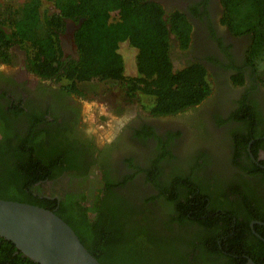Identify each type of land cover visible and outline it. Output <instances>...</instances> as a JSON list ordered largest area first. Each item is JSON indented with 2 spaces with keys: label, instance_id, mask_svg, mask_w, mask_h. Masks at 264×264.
Wrapping results in <instances>:
<instances>
[{
  "label": "trees",
  "instance_id": "obj_1",
  "mask_svg": "<svg viewBox=\"0 0 264 264\" xmlns=\"http://www.w3.org/2000/svg\"><path fill=\"white\" fill-rule=\"evenodd\" d=\"M53 1L58 12L42 10V0L0 5L1 61L11 63L13 55L10 48L18 44L32 50L28 55L30 72L49 79L63 68L59 33L64 30L65 20L85 19L76 34L80 59L71 62L60 74L70 81L64 87L67 91H77L78 83L93 78H110L130 100H139L141 95H147L152 100L149 112L153 116L175 115L199 105L211 94L202 66L173 71L170 54L172 36L181 42L183 48H188L191 40V24L186 15L177 12L166 19L160 5L150 0ZM221 2L224 25L235 35L252 38L247 58L251 66L259 67L257 61L264 63V0ZM115 4L126 14V25L122 24L126 33L119 30L118 35L113 28L106 32L108 27H105V34L103 31L100 35L98 29L99 33L95 31L94 38L105 41L102 50L106 59L115 61L118 38L121 34L128 37L139 50L138 76L134 78L123 75L121 65L106 63V69L98 67L95 48L89 38L90 7L95 6L92 10L95 17L96 14H103L104 6ZM139 30L150 36L149 44L139 45L136 42ZM233 118L246 122L248 129L256 132L258 126L251 122L260 116L249 111H237ZM3 124L0 127L3 133V139H0V200L54 211L74 229L84 246L102 264H247L249 259L256 264H264V240L255 235L251 226L254 221L264 223V199L256 198L257 193L253 197V191L246 194L244 189L248 184L241 185L236 178L238 176H234L223 191H216L215 185L207 183L193 184V187H203L207 192L198 198L192 192L195 190L190 189L192 184H185L181 175H174L172 187L170 181H166L168 188L164 184L163 189L156 183L159 180L155 176L160 174L159 163L167 155L172 156L167 152L152 160L150 167H141L129 160L134 173L121 184L109 182L102 186L105 196L98 197L99 201L92 209L85 208L81 204L82 198L73 195L58 204L57 199L36 194L37 191L42 192L37 184L73 171L74 157L68 156L65 148H61L60 142L50 137V133L34 131L36 123L33 120L27 136L13 130L7 117H4ZM251 135L238 134L235 142L244 146L239 139H248ZM232 163L241 166L236 156ZM195 168L201 170L203 167L200 164ZM259 169L254 164L248 172L258 176ZM152 173L154 178L150 177ZM139 175L158 185L159 196L151 199L139 197L135 203L140 204H130L126 200L129 198L119 196L117 191L119 186L124 189L127 182ZM163 190H173L170 200H160L164 197ZM89 211L97 213V217L90 219L87 215ZM254 230L264 238V225L256 223ZM0 264L38 263L25 257L12 242L0 237Z\"/></svg>",
  "mask_w": 264,
  "mask_h": 264
},
{
  "label": "flooded vegetation",
  "instance_id": "obj_2",
  "mask_svg": "<svg viewBox=\"0 0 264 264\" xmlns=\"http://www.w3.org/2000/svg\"><path fill=\"white\" fill-rule=\"evenodd\" d=\"M150 1L160 5L166 19L177 12L188 18L191 24L188 48H183L181 42L172 36L170 54L173 71L202 66L212 83L211 94L199 105L178 114L185 117L186 122H168V118L171 119L173 115L153 116L151 112L146 115L138 114L137 118L118 123L114 139L97 147L88 130L90 125L80 99L83 96L80 88L83 82L77 84V91L70 92L64 88L67 85L63 83V79H69L60 75L71 62L80 59L76 34L83 19L65 20L64 30L59 33L63 68L49 79L30 72L28 55L31 50L27 51L18 44L13 45L10 52L18 69L15 72H0V127L4 123V117H7L13 130L18 131L21 136H27L33 120L36 123L34 131L50 133V137L58 140L61 148H65V153L74 157L73 171L64 172L42 184L38 183L42 192L37 191L36 194L51 200L57 199L58 204L73 195L82 198L81 204L85 208L92 209L99 201L98 197L105 196L104 185L109 182L121 184L128 175L134 173L135 169L130 167L129 160L138 166L149 167L152 160L160 158L162 153L166 155L169 150L175 156H170L174 159V164L179 161L177 166L180 169H184L188 161L199 155L204 159L207 157V165L211 161L208 167L201 161V170L196 169L195 165L192 175L196 176L194 182L199 179L201 184L216 187L219 184L223 191L233 177L238 176L236 178L241 185L248 184L247 188L243 187L246 194L253 191V197L257 193L256 198L264 199V84L256 76L254 67L247 58L252 38L248 35H235L224 25L221 0ZM126 100L130 101V98L126 97ZM237 111H249L260 116L259 121L251 122L258 126L256 132L250 128L249 130L246 122L233 118ZM249 133L252 135L248 139H239L244 146L235 142L238 134L246 136ZM0 139H3L2 132ZM181 146L182 151L179 149ZM134 151L140 153L134 154ZM184 152L189 154L182 159ZM116 155H121L117 163ZM215 155L228 158L231 163L236 156L241 166L226 161L227 172L219 173L214 167ZM145 160L146 165L143 164ZM254 164L261 170H258V176L248 172ZM95 166L100 167L97 170L100 175L97 181H93L94 175L90 171ZM174 168L175 166H171L168 172ZM211 173L214 178H211ZM134 182L135 180L127 182L124 189L119 186L118 195L127 194L126 189L131 188L130 185ZM139 192L144 193L140 188L135 193L136 197H139ZM87 215L90 219H95L98 214L89 211Z\"/></svg>",
  "mask_w": 264,
  "mask_h": 264
},
{
  "label": "rangeland",
  "instance_id": "obj_3",
  "mask_svg": "<svg viewBox=\"0 0 264 264\" xmlns=\"http://www.w3.org/2000/svg\"><path fill=\"white\" fill-rule=\"evenodd\" d=\"M24 1L25 0H0V5L7 4V3L17 5ZM42 2H43L42 10L47 9V10H51V12H58V10L54 6L55 3L53 0H42ZM105 7L107 8L105 9ZM93 8H95L94 5L90 7L89 14H91V19H90V23L87 28H89V31L91 33L89 35V38L92 39V44L94 45V48H95L96 57H97L96 62H97L98 67L106 69L108 67L105 65L106 63H108L111 66L117 65L118 67H120L119 65H121V67H123V70H124L123 75L129 78L137 77L138 70H139L138 69L139 50L137 46L132 45L128 37L126 38L123 34H121L119 38L117 36L119 40L116 43L115 61H113V59H111L112 61H107L106 54L102 50V47H103L102 44L105 43V41L100 42L101 39H98L97 37L94 38L95 31L98 34L100 30V35H102L101 33H103L104 31V34H105V29H104L105 27H108V30H106V32L109 31L111 28H113L114 32H116V34L118 33V35L120 34L119 30H122L123 33H126L122 25L125 23L124 21L127 22V19H124V16L126 14L123 13V10L120 7H117L115 4L114 6H109V5L104 6L103 14H100V15L96 14V16L94 17L92 15ZM128 20L130 23L132 22L129 18ZM84 22H85V19L83 20V23ZM148 25H150V23H148ZM139 32L140 34L137 37L136 42L139 45L143 43L149 44L151 42L150 36L145 35V31L139 30ZM86 34H87V30L85 32V36ZM30 52H32V50ZM13 60L10 63L11 65L5 64L3 61L0 60V72H6V73L15 72L18 68L16 66V60L14 61ZM256 64L257 65L260 64L259 67L254 68L256 76L258 77L260 82L263 83L264 63L261 61H257ZM205 80L212 87L211 85L212 83L210 82L209 76L205 75ZM63 83L68 84L69 81H66L65 79H63ZM80 88L82 89V92H83V96L80 97V99L83 101L85 117L90 125L88 127V130L90 134L92 135L91 137L92 141L96 143L97 147H102L104 144H106V142L108 141L111 142L114 139V137L116 136L115 134L118 131V125H117L118 123L122 122L123 120L129 121L131 118H137L138 114L140 115L148 114L150 107H151L150 104H152V100L148 98L147 95L146 96L141 95L139 100L134 99L136 101L126 100L127 96L125 92L121 89V87H119L115 83L114 80L110 78L103 79V80H101L100 78H93L91 81L83 82L80 85ZM179 113L171 116V119L169 117L168 122L170 123L186 122L185 117L178 115ZM165 122L166 121H164V123ZM193 136L194 135L191 136L190 138L191 140L193 139ZM182 148H183L182 146L181 148H179L180 151L183 150ZM167 151L172 154L171 151L169 150ZM137 152L139 151H134L133 153L135 154ZM187 154L189 153L184 152L182 159ZM120 156L121 155L115 156V163L120 161ZM174 157L175 156L173 155V158ZM214 157H215L214 163H216V166L214 165L215 169L218 170L219 173H226L227 172L226 169H228L226 161L229 164H232L231 160L228 158L224 159L223 156H220V155H215ZM206 159H204V157H201V155H199L197 158L188 161L184 169H180L177 166V164H179V161H175L176 163L174 164V159H172L169 155H167L165 159H163L161 163H159L160 174L155 176V178L158 179L159 181L156 183L164 189L165 186L166 187L168 186L165 184V182L170 181V187H172L171 185H174L173 184V180L175 178L174 175H177V176L181 175L182 179L185 181V184L189 186H191L192 184V187L190 189L191 191L193 189L195 190V191H192L194 192V196L196 198H198L199 196L202 197L207 192L203 187H193V184H196V185L197 184L202 185V184L199 179L198 180L196 179V181L194 182L193 179L196 176L192 177V175H194L195 165L197 166L198 164H202V162L207 167L211 165L210 164L211 161L209 162V165L206 164ZM143 164L146 165V160L145 162L143 161ZM171 166L172 167L175 166V168L171 172H168L170 171ZM97 170H100V167L95 166V167L90 168L91 173L94 175L93 181H97L98 177L100 176ZM186 170H188L189 173ZM210 175L212 176L211 178H214V175H212V173ZM150 177L154 178V174L152 173ZM133 180H135V182L130 185L131 188L128 187L129 189H126L127 194L124 195L127 198H129L126 200L130 202V204L132 202L134 204H140V203H135V202H138L137 200L139 199V197L142 199H149V198L151 199L152 197L159 196V191L156 188L158 185H155L151 181H147L144 175L136 176ZM140 188L144 191V193L139 192L140 193V194L138 193L139 197H136L135 193L139 191ZM221 189H222V186L217 184L216 191L221 190ZM172 192L173 190L172 191L163 190L164 197L163 198L161 197L160 200L162 201H166V199L168 200L169 197H171Z\"/></svg>",
  "mask_w": 264,
  "mask_h": 264
},
{
  "label": "water",
  "instance_id": "obj_4",
  "mask_svg": "<svg viewBox=\"0 0 264 264\" xmlns=\"http://www.w3.org/2000/svg\"><path fill=\"white\" fill-rule=\"evenodd\" d=\"M257 237L264 238L255 232ZM0 237L38 264H102L84 246L74 229L54 211L0 200ZM247 264H256L249 260Z\"/></svg>",
  "mask_w": 264,
  "mask_h": 264
}]
</instances>
